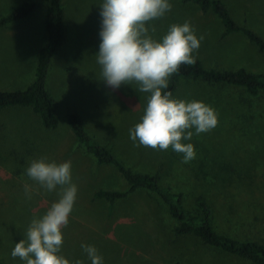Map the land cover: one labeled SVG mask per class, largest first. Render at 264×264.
<instances>
[{
  "label": "rangeland",
  "instance_id": "obj_1",
  "mask_svg": "<svg viewBox=\"0 0 264 264\" xmlns=\"http://www.w3.org/2000/svg\"><path fill=\"white\" fill-rule=\"evenodd\" d=\"M24 1L0 0V16ZM33 16L0 29V91L25 89L33 80L36 56L44 46L43 19L47 3L34 0ZM238 24L264 38V0H221ZM171 11L150 21L156 40L172 24L189 21L196 35L203 36L194 52L206 69L237 70L264 74V54L241 33L224 34V27L210 11L193 3L169 0ZM103 0H63L65 39L57 52L48 90L57 102L58 125L44 129L29 109L0 111V256L7 264H24L11 255L26 236L34 218L46 213L58 199V191L40 188L26 175L30 162L47 157L72 162L77 199L62 229L61 254L70 262L91 264L81 245H92L103 264H251L203 246L194 238H180L177 225L164 203L139 190L109 209L108 201L95 199L99 189L125 190L127 183L111 166L97 165L80 147L67 125L68 112L75 111L87 133L108 147L134 172L159 176V184L181 195L182 204L196 213L197 199L211 208L213 226L220 234L264 239V92L251 95L230 86L210 85L181 79L173 98L202 101L218 114L217 126L195 134L191 140L195 159L183 162V154L136 146L130 129L141 122L150 93L139 85L107 86L96 55L101 43L100 5ZM155 28V32L151 29ZM7 115L5 117L3 115ZM32 186L31 199L24 184Z\"/></svg>",
  "mask_w": 264,
  "mask_h": 264
},
{
  "label": "clouds",
  "instance_id": "obj_2",
  "mask_svg": "<svg viewBox=\"0 0 264 264\" xmlns=\"http://www.w3.org/2000/svg\"><path fill=\"white\" fill-rule=\"evenodd\" d=\"M169 0H103L100 5L101 43L96 55L103 81L118 89L122 84L139 85L136 89L150 93L141 122L130 129V139L136 146L167 150L169 146L183 154V162L195 159L191 140L195 134L206 133L218 124L215 109L202 101L173 98L166 91L170 77L181 65L195 63L194 52L200 48L203 36H197L189 21L172 24L167 33L156 40L150 35L148 23L171 11ZM155 32V28L151 29ZM26 175L46 191H58V199L45 214L34 218L26 236L11 252L24 264H82L70 262L61 254L62 229L69 223L78 186L73 182L72 162H56L40 157L30 162ZM25 195L31 199L33 188L24 184ZM91 264H103L95 246L81 245Z\"/></svg>",
  "mask_w": 264,
  "mask_h": 264
},
{
  "label": "trees",
  "instance_id": "obj_3",
  "mask_svg": "<svg viewBox=\"0 0 264 264\" xmlns=\"http://www.w3.org/2000/svg\"><path fill=\"white\" fill-rule=\"evenodd\" d=\"M47 3L43 28L46 41L36 56V66L33 80L23 90L0 91V111L12 109H29L36 115L42 127L50 130L58 125L57 102L48 90V79L55 56L65 39L63 0H39ZM193 3L202 12H212L224 27V34L241 33L249 43L264 54V38L246 25L238 24L229 9L221 0H183ZM37 7L34 0L24 1L13 7L11 11L0 16V29L10 27L31 18ZM181 79L200 80L210 85L230 86L242 89L248 94L256 95L264 92V74L249 73L243 68L237 70H214L203 67L199 60L191 65H181L179 70L169 79L166 91L172 95L177 90ZM4 118L8 117L3 115ZM67 125L74 135L78 145L90 155L97 165L113 167L127 183V189H99L93 195L95 199H104L111 210L116 201L143 190L158 197L166 206L169 215L176 220L177 225L172 232L180 238H194L203 246L218 250L251 264H264V239L251 234L242 238L238 235L218 233L213 226V213L209 205L201 198L197 199L198 212L185 209L180 194L173 193L159 184V176L139 173L127 167L108 147L96 142L86 131L83 121L75 111L68 112ZM1 132L6 135L5 126ZM0 264H7L0 256Z\"/></svg>",
  "mask_w": 264,
  "mask_h": 264
}]
</instances>
